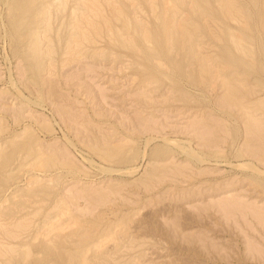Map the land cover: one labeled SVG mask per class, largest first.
<instances>
[{"label": "rangeland", "instance_id": "obj_1", "mask_svg": "<svg viewBox=\"0 0 264 264\" xmlns=\"http://www.w3.org/2000/svg\"><path fill=\"white\" fill-rule=\"evenodd\" d=\"M222 1L0 0V264H264V0Z\"/></svg>", "mask_w": 264, "mask_h": 264}, {"label": "bare ground", "instance_id": "obj_2", "mask_svg": "<svg viewBox=\"0 0 264 264\" xmlns=\"http://www.w3.org/2000/svg\"><path fill=\"white\" fill-rule=\"evenodd\" d=\"M28 1L31 5L32 8H37V0H25ZM23 2V1H22ZM20 2V4L22 3ZM221 12L227 14L229 17L234 18L237 15L236 12V7L235 5L232 4L231 1L229 0H223L222 1V6H221ZM178 19L175 18L173 20V26L172 27H165L166 30V35L167 39L165 41H158V42H153L155 44L156 48H152V50L158 54H161V51L163 50V46L167 43V47L169 46L171 50H176V52H179L182 54V57L184 58V61L176 64V68L178 69L180 76L184 79L188 78L189 73L187 71V66H186V61H197L199 62L200 66H202V69L204 71L209 70V64L206 59H204L201 55V53L198 52L197 46L199 44V41L197 39V35L188 28V24L186 21H177ZM33 41H32V49L37 50L38 46V41L35 36H33ZM147 38V37H145ZM247 39V38H246ZM148 40V39H147ZM243 41L245 39H234V42L236 44V48L238 52L246 54V48L243 44ZM168 47V49H169ZM170 50V49H169ZM164 51V50H163ZM148 59H150V56H148ZM232 60L239 61L240 64L243 65H248L247 63L243 62L241 57H234ZM238 62V63H239ZM172 63V62H171ZM247 71H250L253 69L252 66H247L246 67ZM263 70V69H261ZM209 73L212 75L213 70H210ZM193 79V78H192ZM195 84H197V81L194 80ZM241 85V84H239ZM223 87H224V95H225V100L228 103V105H231L232 107L238 108L242 112H247V107L244 105L243 102H241V99L236 93V86L233 83L231 79H225L223 82ZM239 92V91H237ZM238 96V97H237ZM249 122V127H257L259 125L255 119L248 121ZM210 125V124H209ZM261 125V123H260ZM262 127V125H261ZM213 128V127H212ZM70 261L72 263L78 262L79 259H82V261L86 264L84 254L83 252L79 254V256L70 255Z\"/></svg>", "mask_w": 264, "mask_h": 264}]
</instances>
